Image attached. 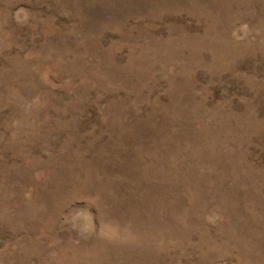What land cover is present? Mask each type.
<instances>
[{
  "label": "rangeland",
  "instance_id": "374dc122",
  "mask_svg": "<svg viewBox=\"0 0 264 264\" xmlns=\"http://www.w3.org/2000/svg\"><path fill=\"white\" fill-rule=\"evenodd\" d=\"M0 264H264V0H0Z\"/></svg>",
  "mask_w": 264,
  "mask_h": 264
}]
</instances>
